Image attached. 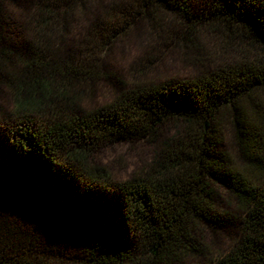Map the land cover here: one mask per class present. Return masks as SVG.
Listing matches in <instances>:
<instances>
[{"label":"trees","instance_id":"obj_1","mask_svg":"<svg viewBox=\"0 0 264 264\" xmlns=\"http://www.w3.org/2000/svg\"><path fill=\"white\" fill-rule=\"evenodd\" d=\"M93 1L0 0V264H264V0ZM166 14L191 75L81 106L96 53ZM140 141L126 180L92 162Z\"/></svg>","mask_w":264,"mask_h":264},{"label":"rangeland","instance_id":"obj_2","mask_svg":"<svg viewBox=\"0 0 264 264\" xmlns=\"http://www.w3.org/2000/svg\"><path fill=\"white\" fill-rule=\"evenodd\" d=\"M100 14L96 7L85 13L77 10L67 37L69 43L71 45L79 43L86 35L88 26ZM170 19H173L172 15H159L156 18L157 23L153 21L144 24L140 29L116 41L112 48L99 50L96 53V58L101 63L98 79L93 85L87 84L83 87L80 105L90 108L111 101L119 86L118 83L127 85L132 82H157L171 77L190 76L191 68L186 64L185 58L191 55V51L171 49L170 46H166L170 40L162 38L172 31L174 22L170 24ZM198 44L199 48L207 49L208 39L200 36ZM11 103L10 93L0 89V109L8 110ZM226 141L229 153L238 163L239 157L233 149L230 135ZM151 155L152 147L145 141L120 142L100 146L94 151L92 162L106 167L115 179L126 180L149 161ZM226 203L229 205L231 202L226 200ZM225 242L226 240H223L220 245H224Z\"/></svg>","mask_w":264,"mask_h":264}]
</instances>
